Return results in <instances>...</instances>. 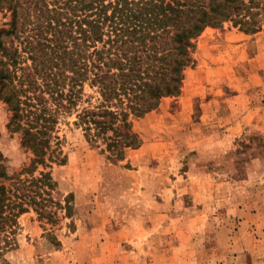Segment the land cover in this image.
<instances>
[{"label": "rangeland", "instance_id": "rangeland-1", "mask_svg": "<svg viewBox=\"0 0 264 264\" xmlns=\"http://www.w3.org/2000/svg\"><path fill=\"white\" fill-rule=\"evenodd\" d=\"M253 10L256 31L233 20L205 28L180 93L132 120L141 145L124 160L76 124L77 110L98 102L85 85L58 115V157L34 170L73 194L72 216L59 211L51 224L30 208L0 264H264V0ZM11 20L0 7V28ZM31 63L25 54L21 66ZM13 113L0 85V151L19 174L37 165Z\"/></svg>", "mask_w": 264, "mask_h": 264}, {"label": "trees", "instance_id": "trees-1", "mask_svg": "<svg viewBox=\"0 0 264 264\" xmlns=\"http://www.w3.org/2000/svg\"><path fill=\"white\" fill-rule=\"evenodd\" d=\"M261 3L0 0V7L12 11L9 27L0 28L2 98L14 112V131L21 133L37 165L12 173L0 151V250L17 247L18 219L30 208L51 224L58 222L59 211L72 216L73 194L63 198L50 171L36 176L34 170L58 157L52 149L58 115L78 105L86 84L96 89L98 102L77 110L76 124L109 159L124 160L129 149L141 145L132 120L180 93L186 68L195 64V41L205 28L233 20L256 31L253 8ZM25 54L32 63L23 67ZM25 171L29 174L21 177Z\"/></svg>", "mask_w": 264, "mask_h": 264}]
</instances>
